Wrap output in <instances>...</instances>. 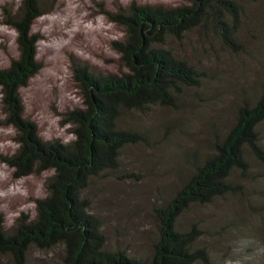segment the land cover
Returning <instances> with one entry per match:
<instances>
[{"label":"trees","instance_id":"trees-1","mask_svg":"<svg viewBox=\"0 0 264 264\" xmlns=\"http://www.w3.org/2000/svg\"><path fill=\"white\" fill-rule=\"evenodd\" d=\"M242 1L188 0L177 7L133 2L116 13L106 12L125 31L123 40L113 43L122 68L104 74L89 63L72 60L84 106L66 114L75 138L69 143L45 141L40 136L37 124L25 116L21 94L42 70L40 37L33 26L49 11L42 0H23L15 13L4 9V24L17 32L19 56L0 69V89L5 124L17 129L19 147L14 154L0 157L17 178L48 171L54 175L48 181L47 196L37 200L34 219L24 214L7 229L0 208V256L9 258L10 264H27L35 247L62 248V264L210 263L208 249L198 247L205 227L193 219L192 212L214 207L227 197H238L248 209L254 208L244 183L252 171L250 154L264 162L259 131L264 124V91L242 93L231 109L232 123L222 127L215 123L203 148L185 151L189 173L162 204L153 207L156 236L146 251L109 247L87 192L92 182L116 177L129 149L156 145L159 132L151 122L154 110L182 113L193 101L207 102L203 94L210 88L213 72L203 61L179 55L175 46L184 50L189 37L198 32L204 41L240 51L249 16ZM254 189L261 210L264 191Z\"/></svg>","mask_w":264,"mask_h":264},{"label":"rangeland","instance_id":"rangeland-1","mask_svg":"<svg viewBox=\"0 0 264 264\" xmlns=\"http://www.w3.org/2000/svg\"><path fill=\"white\" fill-rule=\"evenodd\" d=\"M42 2L49 12L33 26V32L40 37L38 60L42 70L21 91L25 116L37 124L45 141L69 143L75 138L66 114L84 106L73 78L72 60L89 63L104 74L118 73L122 68L113 43L123 40L125 31L106 12L116 13L133 2L177 7L188 0ZM242 2L249 16L242 29L240 51L224 48L217 41H204L198 32L189 37L184 50L175 46L179 55L186 54L196 62L201 60L213 72L210 88L203 94L207 102L193 101L182 113L154 110L151 122L159 132L156 145L152 149L143 146L129 149L116 177L92 182L87 197L92 203V213L102 221L109 247L130 248L133 252L147 250L151 237L156 236L153 207L162 204L179 179L189 173L185 151L203 148L204 138L215 123L221 127L232 123L231 109L242 93L264 91V0L257 4ZM22 4L23 0H0V25L7 26L3 17L5 8L15 13ZM89 23L92 27L86 28ZM18 56L17 35L0 33V69L7 68ZM1 91L0 155L10 156L19 147L17 129L5 124ZM259 131L264 141V124ZM70 136L73 139L69 140ZM250 162L252 171L244 186L251 196L252 210L238 197H227L214 207L194 208L192 212L193 219L205 227L198 247L208 249L209 264H264V206L261 204L258 210L260 198L255 197L254 189L264 191V162L252 154ZM0 172L4 173L0 178V193H3L0 208L6 228H12L24 214L34 219L37 200L47 196V184L54 171L17 178L0 157ZM254 177L259 180L256 182ZM61 252L62 248L44 251L32 247L27 264H62ZM0 264H10L9 258L0 256Z\"/></svg>","mask_w":264,"mask_h":264},{"label":"clouds","instance_id":"clouds-1","mask_svg":"<svg viewBox=\"0 0 264 264\" xmlns=\"http://www.w3.org/2000/svg\"><path fill=\"white\" fill-rule=\"evenodd\" d=\"M41 19H44V17H42ZM101 20L103 19L102 17L100 18ZM86 28H91L92 25L91 23L85 25ZM0 33H8L12 36H16L17 33L15 32L14 29H9L7 26H4V25H0ZM69 140L73 139V137H68ZM4 176V173L3 172H0V178H3ZM0 195H3V193H0Z\"/></svg>","mask_w":264,"mask_h":264}]
</instances>
